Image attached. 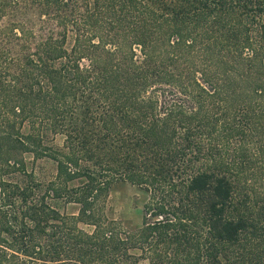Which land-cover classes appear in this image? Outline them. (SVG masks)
Returning a JSON list of instances; mask_svg holds the SVG:
<instances>
[{
	"label": "trees",
	"instance_id": "obj_1",
	"mask_svg": "<svg viewBox=\"0 0 264 264\" xmlns=\"http://www.w3.org/2000/svg\"><path fill=\"white\" fill-rule=\"evenodd\" d=\"M0 264H264V0H0Z\"/></svg>",
	"mask_w": 264,
	"mask_h": 264
},
{
	"label": "rangeland",
	"instance_id": "obj_2",
	"mask_svg": "<svg viewBox=\"0 0 264 264\" xmlns=\"http://www.w3.org/2000/svg\"><path fill=\"white\" fill-rule=\"evenodd\" d=\"M56 145H62L63 136L58 135L55 140ZM44 168L37 167V172L41 174L43 170H52L51 163L43 164ZM147 194L137 186L130 184L129 182H120L111 191L108 203L107 211L110 217L121 222L128 229H135L142 224L143 217V205L147 201ZM60 210L71 215L78 213V205L74 203L64 204L60 203ZM80 227L92 231L93 227L86 224H80Z\"/></svg>",
	"mask_w": 264,
	"mask_h": 264
}]
</instances>
